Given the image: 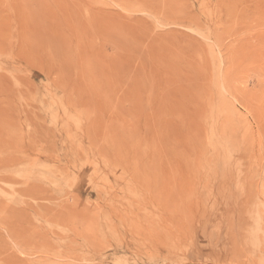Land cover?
Returning <instances> with one entry per match:
<instances>
[{"label":"rangeland","instance_id":"obj_1","mask_svg":"<svg viewBox=\"0 0 264 264\" xmlns=\"http://www.w3.org/2000/svg\"><path fill=\"white\" fill-rule=\"evenodd\" d=\"M0 264H264V0H0Z\"/></svg>","mask_w":264,"mask_h":264}]
</instances>
